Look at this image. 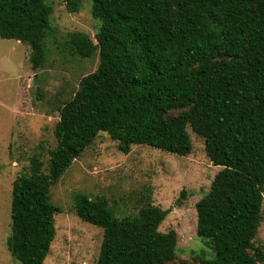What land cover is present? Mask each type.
I'll return each instance as SVG.
<instances>
[{
    "label": "trees",
    "instance_id": "16d2710c",
    "mask_svg": "<svg viewBox=\"0 0 264 264\" xmlns=\"http://www.w3.org/2000/svg\"><path fill=\"white\" fill-rule=\"evenodd\" d=\"M80 0H68L75 12ZM47 0H0V39L31 48L36 71L53 33ZM95 43L67 40L74 55L99 54L97 70L60 108L57 147L44 171L33 155L13 183L7 247L21 264H43L54 239L50 191L101 133L128 154L133 145L187 156L188 128L203 138L221 171L196 205L197 235L212 257L199 264H259L253 241L264 191V0H92ZM78 217L103 230L96 264H169L175 231L162 233L168 210L143 207L118 218L107 203L75 196Z\"/></svg>",
    "mask_w": 264,
    "mask_h": 264
},
{
    "label": "rangeland",
    "instance_id": "374dc122",
    "mask_svg": "<svg viewBox=\"0 0 264 264\" xmlns=\"http://www.w3.org/2000/svg\"><path fill=\"white\" fill-rule=\"evenodd\" d=\"M47 2L54 31L42 69L32 68L28 44L0 39V264H21L7 247L13 183L27 172L33 155L40 156L48 172L49 152L57 147L60 108L100 63L98 53L82 58L66 43L75 33L97 43L101 23L92 16V0H80L75 12L68 9V0ZM188 133L192 150L182 157L146 145H133L125 154L118 141L101 132L51 188V203L60 212L54 215V239L43 264L97 263L103 230L78 217V194L104 201L118 218L148 206L168 210L159 231L177 235V254L169 264H199L202 258L212 257L206 240L197 235L196 205L209 193L221 168L210 162L204 139L191 128ZM252 250L261 253L259 264H264V191L262 220Z\"/></svg>",
    "mask_w": 264,
    "mask_h": 264
}]
</instances>
